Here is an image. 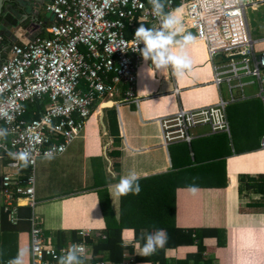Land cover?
Segmentation results:
<instances>
[{
	"label": "crops",
	"instance_id": "0c3cea01",
	"mask_svg": "<svg viewBox=\"0 0 264 264\" xmlns=\"http://www.w3.org/2000/svg\"><path fill=\"white\" fill-rule=\"evenodd\" d=\"M246 1L254 3L247 9V17L255 49L261 52L264 51V0ZM46 2L32 11L40 10V20L29 31L23 28L31 19L19 16L24 19L19 22L21 27L12 29L13 34L18 33L14 44L32 39L37 33L48 35L53 16L42 12ZM177 8L183 9L186 31L196 37L186 48L191 69L176 76L171 68L157 70L151 60L143 61L137 70L138 103L123 101V94L111 98L112 106H105L104 99H99L86 128L68 149L50 161L45 157L38 160L37 204L34 209L30 207V218L59 245L76 241L79 233L86 231V240H93L88 242L93 256L116 264L109 258L108 249L101 247L109 240L99 190H108L112 209L120 219L122 203L121 197L115 195V185L134 170L141 177L139 183L176 185L178 226L215 227L224 231V246L218 245L216 237L204 241L212 264H264V190L260 191L264 179L259 180L264 176V98L257 95L258 85L257 90L246 91L248 99L227 106L229 132L211 133L208 126H199L193 130L191 143H164L160 118L181 108L194 109L217 104L221 98L230 99L227 85L223 84L227 87L224 91L223 85L218 87L213 82V64L206 45L198 39L197 31L186 17V8L179 4L169 9L166 3L165 12ZM144 25L160 26L155 22ZM111 110H115L113 117ZM3 169L0 161V176ZM249 177L262 182L249 187L246 184ZM22 203V207H29L26 201ZM30 218L28 229L18 239V250L29 249L28 264ZM156 229L164 228H143L138 238L133 228L124 229L127 246L124 264L129 258H135L134 264H145L137 261V256L144 238ZM191 249L166 248L167 264H179ZM189 264L195 262L191 260Z\"/></svg>",
	"mask_w": 264,
	"mask_h": 264
},
{
	"label": "built area",
	"instance_id": "2783aa9c",
	"mask_svg": "<svg viewBox=\"0 0 264 264\" xmlns=\"http://www.w3.org/2000/svg\"><path fill=\"white\" fill-rule=\"evenodd\" d=\"M166 3L170 9L175 1ZM180 4L206 45L214 84H226L230 99L181 108L160 118L166 145L191 143L193 130L199 126H208L211 133L229 132L227 106L248 99V86L257 84V95L264 98V51H256L247 17V9L254 3L180 0ZM45 8L53 16L48 35L37 33L13 44L0 65V128L9 130L7 139L0 140V161L4 168L14 170L2 172L0 189L3 209L14 225L22 220V201L32 209L37 204L36 166L46 151L55 147V156L63 154L86 128L99 99L108 102L123 94V101L139 102L136 83L138 67L144 61L139 52L143 44L138 45L134 34L140 22L160 25L148 0H47ZM37 104L39 116L28 119L30 106ZM25 149L32 156L27 172L9 155ZM30 221V264H58L73 244L86 249L85 264H108L93 256L86 231L79 233L80 240L59 245L34 218ZM134 263L135 258H129L125 264Z\"/></svg>",
	"mask_w": 264,
	"mask_h": 264
},
{
	"label": "trees",
	"instance_id": "16d2710c",
	"mask_svg": "<svg viewBox=\"0 0 264 264\" xmlns=\"http://www.w3.org/2000/svg\"><path fill=\"white\" fill-rule=\"evenodd\" d=\"M10 0H7L9 3ZM180 0H175L174 6H178ZM144 23H139L138 25ZM44 35V33H41ZM14 43L11 42L10 37L2 36L0 43V52H5ZM8 51V50H7ZM37 105L30 106V112L27 115L28 119L39 116V109ZM44 103L40 108H43ZM233 107V106H232ZM37 109V112L34 111ZM233 108L230 107L232 114ZM111 116H115V110L110 111ZM116 141H119L118 139ZM29 167L23 168L24 172L29 171ZM264 176H260L259 180H263ZM257 178L249 177L246 181L247 186H254V183H260ZM141 191L138 195L129 194L121 197V218L117 219L112 209V205L107 193V189H100V199L102 211L106 219V237L109 241L102 243L101 247L108 249L110 252L109 258L116 264H124V251L127 246L124 245L123 231L126 228H133L138 238L140 230L143 228H164L169 236L166 247L160 249L152 256L142 257L137 256V261L145 264H167L166 248L177 247H192L188 251L186 258L181 260L179 264H189L191 260L195 264H212L213 259L210 258L207 252L205 239L207 237H216L219 246H224L222 229L215 227L203 228H184L176 224V185L172 183H140ZM264 190L262 183L260 191ZM31 215L30 207L20 208V216L22 220L18 225L10 222L8 214L4 211L1 198L0 189V264L5 260L16 256L18 251L19 234L26 229L30 224L29 218ZM30 229V228H29ZM80 238H76V241ZM87 242L93 243L92 239L87 238ZM63 244V243H62Z\"/></svg>",
	"mask_w": 264,
	"mask_h": 264
},
{
	"label": "clouds",
	"instance_id": "9594fccd",
	"mask_svg": "<svg viewBox=\"0 0 264 264\" xmlns=\"http://www.w3.org/2000/svg\"><path fill=\"white\" fill-rule=\"evenodd\" d=\"M151 13L160 21L159 28H149L143 24L136 29L134 37L143 47L139 49L144 61L151 60L157 70L171 68L176 76H182L185 70L191 69V60L186 48L195 42L196 37L187 32L183 23V9L177 8L165 12L166 0H148ZM175 49V50H174ZM9 135L7 128H0V140H6ZM56 148H50L44 153L49 161L55 158ZM11 158L22 168H27L32 162L31 152L27 149L9 153ZM141 177L136 171L130 170L122 176L115 185V195L124 197L129 194L138 195L141 191ZM193 191L195 188L193 187ZM169 236L164 229L149 232L139 252L142 257H149L163 249L168 243ZM26 249L18 250L15 257L7 264H25ZM36 249H32L35 254ZM86 249L82 245L73 244L67 252L59 257L58 264H85Z\"/></svg>",
	"mask_w": 264,
	"mask_h": 264
},
{
	"label": "water",
	"instance_id": "95a60500",
	"mask_svg": "<svg viewBox=\"0 0 264 264\" xmlns=\"http://www.w3.org/2000/svg\"><path fill=\"white\" fill-rule=\"evenodd\" d=\"M44 1L45 0H10L9 6L6 7V0H0V35H5L6 37L15 35L17 39L16 34H13L14 28L20 26V21L16 17V12L26 15V20L28 17L31 19L30 23L24 24V28L22 27L23 30L27 32L31 27H36L37 25L35 23L40 20V10H36V12L32 11H35L37 6H43ZM12 29L14 30L12 31ZM113 104V101H108L105 102L104 105L112 106Z\"/></svg>",
	"mask_w": 264,
	"mask_h": 264
},
{
	"label": "rangeland",
	"instance_id": "374dc122",
	"mask_svg": "<svg viewBox=\"0 0 264 264\" xmlns=\"http://www.w3.org/2000/svg\"><path fill=\"white\" fill-rule=\"evenodd\" d=\"M250 7H248V9H249ZM249 11V10H248ZM42 12L43 13H45L46 12V8H45V6L43 7V9H42ZM258 48V47H257ZM223 89H224V91H226V89H227V87H226V85H223ZM255 90H257V85L255 84L254 86H248L247 88H246V91L247 92H253V91H255ZM4 171H6V172H13L14 170L12 169V168H8V167H5L4 168ZM29 248V247H28ZM23 248H21V250H22ZM27 250V249H26ZM28 260H29V249H28V251H27V254H26V256H25V264H28Z\"/></svg>",
	"mask_w": 264,
	"mask_h": 264
},
{
	"label": "flooded vegetation",
	"instance_id": "af4514ba",
	"mask_svg": "<svg viewBox=\"0 0 264 264\" xmlns=\"http://www.w3.org/2000/svg\"><path fill=\"white\" fill-rule=\"evenodd\" d=\"M7 6H9V3H7V0H6V7H7ZM20 14H21V13H20ZM20 14H19L18 12H16V17H18V19H19L20 22H21V21L23 22V19H24V18H23V19L20 18V17H19V16H21ZM17 35H18V33H17ZM17 35H16V36H17ZM14 38H15V40H18V36H17V39H16L15 35H10V40H11L12 43H14L13 41H15ZM7 50H9V49H7ZM7 50H6L5 52H2V53L0 52V65H1V64L4 62V60L6 59L7 52H8Z\"/></svg>",
	"mask_w": 264,
	"mask_h": 264
}]
</instances>
